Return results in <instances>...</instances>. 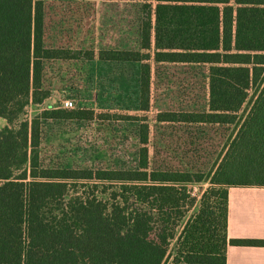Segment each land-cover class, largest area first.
Instances as JSON below:
<instances>
[{"label":"trees","instance_id":"obj_1","mask_svg":"<svg viewBox=\"0 0 264 264\" xmlns=\"http://www.w3.org/2000/svg\"><path fill=\"white\" fill-rule=\"evenodd\" d=\"M105 4L137 6V47L101 46ZM95 61L139 64L136 108L21 119ZM0 116V264H227L264 243L228 237L229 188L264 186V0H0ZM77 127L99 145L82 159Z\"/></svg>","mask_w":264,"mask_h":264},{"label":"rangeland","instance_id":"obj_2","mask_svg":"<svg viewBox=\"0 0 264 264\" xmlns=\"http://www.w3.org/2000/svg\"><path fill=\"white\" fill-rule=\"evenodd\" d=\"M94 1L101 2V0ZM136 10L137 6L133 4H105L102 7L98 24L101 46L137 47ZM75 78L76 81H73L71 77L68 78V80L70 79L68 90L55 91L41 105H30L21 119H32L42 110L52 107V105L58 106L65 99H72L74 107L99 109L121 106L123 108H136L139 64L95 61L89 64L81 81L77 76ZM81 84L85 88L80 89L81 93L77 96L75 90L71 88H76ZM7 124V120L0 116V128L5 127ZM90 132V129L77 127V129L75 128L74 131L65 135V138L70 142V147L73 148L74 159H82L86 151L91 152L92 149L99 147L97 141L92 146L94 148L87 145L86 137ZM208 186V182L190 185V192L192 196L197 197V204L190 210L189 215L197 211L201 195Z\"/></svg>","mask_w":264,"mask_h":264},{"label":"crops","instance_id":"obj_3","mask_svg":"<svg viewBox=\"0 0 264 264\" xmlns=\"http://www.w3.org/2000/svg\"><path fill=\"white\" fill-rule=\"evenodd\" d=\"M228 237L264 241V186L229 188ZM227 264H264V243L229 244Z\"/></svg>","mask_w":264,"mask_h":264},{"label":"built area","instance_id":"obj_4","mask_svg":"<svg viewBox=\"0 0 264 264\" xmlns=\"http://www.w3.org/2000/svg\"><path fill=\"white\" fill-rule=\"evenodd\" d=\"M59 106L67 107V108H73L74 107V101L72 99H65L59 104Z\"/></svg>","mask_w":264,"mask_h":264}]
</instances>
